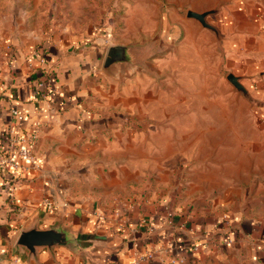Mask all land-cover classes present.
Wrapping results in <instances>:
<instances>
[{
	"label": "crops",
	"instance_id": "1",
	"mask_svg": "<svg viewBox=\"0 0 264 264\" xmlns=\"http://www.w3.org/2000/svg\"><path fill=\"white\" fill-rule=\"evenodd\" d=\"M220 1L226 2V7L214 16L212 24L224 38L231 72L243 78L242 84L257 102L252 106L253 120L264 137V0ZM218 2L199 12L211 10ZM66 39L24 37L21 44L10 47L0 69V84L5 86L0 90V155L15 136L35 134L33 152L41 163L36 171L5 170L0 166V264H171L169 257L182 255L187 258L186 264H264V234L252 238L223 232L217 236L208 226L211 235L197 232L194 236L192 230L169 226L166 215L174 213L166 205L167 198L164 202L156 200L161 198L159 189L168 186L169 178H156V187L152 185V202L159 206L143 212L135 207L118 209L120 201L131 197L129 184L141 186L144 175L180 163L185 157V90L181 96L180 88L163 86L162 94L155 95V89H151L153 96L144 99L142 86L150 79L122 76V70L113 74L103 70L110 46L102 40L85 44L75 38ZM41 48H46L55 71L50 87L44 89L34 80L38 72L29 69ZM159 107L162 124L153 121L149 126L152 132L162 128L163 153L155 151L159 150L158 141L151 142L148 137L140 144L136 138L123 166L117 150L119 139L108 136L119 134L122 128H133L143 118L155 120ZM14 109L25 116L24 121L14 119ZM128 117L130 126L126 123ZM195 146L199 144L195 142ZM258 146L263 149L260 153L264 159V141ZM140 148L147 150L145 156ZM45 201L52 202L56 209L45 208ZM161 205H166L164 213ZM117 211L123 217L118 218ZM144 218L151 220L149 228L141 225ZM60 220L88 236L93 246L86 255L77 256L65 248H43L33 258L26 250L16 251L22 231L34 223L48 229ZM255 226L263 227L246 221V229ZM170 243L175 246L172 251L168 250ZM188 244L201 249L182 254L180 249ZM149 253L151 259L137 262L138 257Z\"/></svg>",
	"mask_w": 264,
	"mask_h": 264
},
{
	"label": "rangeland",
	"instance_id": "2",
	"mask_svg": "<svg viewBox=\"0 0 264 264\" xmlns=\"http://www.w3.org/2000/svg\"><path fill=\"white\" fill-rule=\"evenodd\" d=\"M217 1L211 10L226 7L220 0H0V69L10 47L21 44L24 37H71L85 44L102 40L105 46L138 48L143 63L139 68L125 67L121 75L150 79L142 86L144 99L151 89L155 95L162 94L163 86L180 88L181 96L185 90L186 155L180 163L144 175L148 178L144 186L129 184L131 197L120 201L118 209L135 207L143 212L159 206L152 202V185L156 187V178H169L156 200L167 198L175 221L192 230L190 234L206 236L215 230L217 236L232 232L236 237L257 238L264 234V159L258 146L264 137L255 129L252 103L228 81L233 73L224 38L212 24L218 13L210 15L207 22L218 30L219 37L188 17L189 11L204 13L199 11ZM159 108L155 120L143 118L133 128L108 136L119 139L117 150L123 166L136 138L140 144L148 137L151 142L158 141L159 150L155 151L163 153L162 128L150 131L153 121L162 124ZM126 119L130 126L132 121ZM140 152L145 156L147 150L140 148ZM166 205H161L163 213ZM246 221L263 227L256 224V229H246ZM208 226L213 230L209 232Z\"/></svg>",
	"mask_w": 264,
	"mask_h": 264
},
{
	"label": "water",
	"instance_id": "3",
	"mask_svg": "<svg viewBox=\"0 0 264 264\" xmlns=\"http://www.w3.org/2000/svg\"><path fill=\"white\" fill-rule=\"evenodd\" d=\"M219 12L220 6L204 13L189 11L188 17L197 20L204 28L219 37L218 30L207 22V18L210 15ZM142 63L143 54L138 48H130L125 45H113L108 48L103 70L108 74H113L115 70H123L129 65L137 66ZM242 80V77L234 74L228 76V81L237 91L250 100L253 106L257 105L256 100H254L249 90L242 84ZM92 246L88 241V236L82 234L80 231L72 230L64 224V221L60 220L48 229H40L39 224L34 223L31 228L21 232L15 249L17 252L26 250L30 257L36 258L38 250L43 248L49 251H52L54 248H65L77 256H84Z\"/></svg>",
	"mask_w": 264,
	"mask_h": 264
},
{
	"label": "built area",
	"instance_id": "4",
	"mask_svg": "<svg viewBox=\"0 0 264 264\" xmlns=\"http://www.w3.org/2000/svg\"><path fill=\"white\" fill-rule=\"evenodd\" d=\"M35 63H30L29 69L33 73H37L38 70L44 69L47 66V60H46V54L44 53L43 49H38L35 53ZM3 73L0 71V78H2ZM47 83L46 81H41L38 83V86L40 89H44L46 87ZM4 84H0V90L4 88ZM12 115L14 119L18 122L24 121L25 116L19 112L18 110H12ZM36 139L35 134H26L22 136H15L11 142L8 145V148L4 150L0 155V166L5 170H19V169H27V170H40L41 169V163L38 160L37 156L33 152L34 147V141ZM9 187L12 189V183L10 182ZM44 207L50 210L56 209V206L50 202L45 201ZM120 212H116V216L118 218H121ZM166 222L169 226H173L172 223V214L169 212L167 213ZM149 224V220L144 218L141 220V225L147 227ZM182 229H185L182 226ZM174 244L170 243L168 245V250L172 251L174 250ZM201 249V246L198 245H190L181 248L180 251L182 254L184 252L190 253V252H199ZM153 256L151 253L138 257L137 262H143L144 260H149ZM187 258L185 256H180L177 258L169 257V262L171 264H186Z\"/></svg>",
	"mask_w": 264,
	"mask_h": 264
},
{
	"label": "trees",
	"instance_id": "5",
	"mask_svg": "<svg viewBox=\"0 0 264 264\" xmlns=\"http://www.w3.org/2000/svg\"><path fill=\"white\" fill-rule=\"evenodd\" d=\"M41 49H43L44 53L46 54L47 66L44 69L38 70V74H37V76H36V78L34 80L37 81V85L41 81H46V83H47L46 87H50L49 83L55 78V71L53 70V67L49 63V60L47 58L48 52L46 51V48H41ZM121 217H123V216L121 215ZM166 217H167V215H166ZM175 218H176L175 215L172 214V223H173V225L176 226V227H182V226L184 227V225H181L178 222H176ZM150 222H151V220L149 221V224L147 226L148 228H149V226H151Z\"/></svg>",
	"mask_w": 264,
	"mask_h": 264
}]
</instances>
